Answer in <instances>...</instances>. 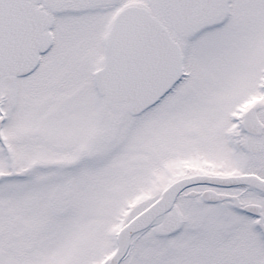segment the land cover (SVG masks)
Instances as JSON below:
<instances>
[{
	"label": "snow or ice",
	"instance_id": "snow-or-ice-1",
	"mask_svg": "<svg viewBox=\"0 0 264 264\" xmlns=\"http://www.w3.org/2000/svg\"><path fill=\"white\" fill-rule=\"evenodd\" d=\"M0 264H264V0H0Z\"/></svg>",
	"mask_w": 264,
	"mask_h": 264
}]
</instances>
